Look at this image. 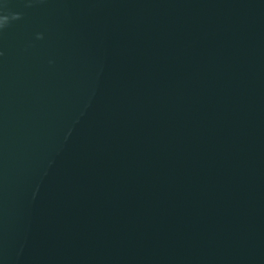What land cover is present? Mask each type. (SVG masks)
<instances>
[{"label": "water", "instance_id": "obj_1", "mask_svg": "<svg viewBox=\"0 0 264 264\" xmlns=\"http://www.w3.org/2000/svg\"><path fill=\"white\" fill-rule=\"evenodd\" d=\"M0 264H264V0H0Z\"/></svg>", "mask_w": 264, "mask_h": 264}]
</instances>
